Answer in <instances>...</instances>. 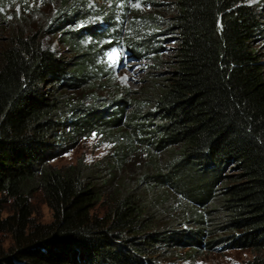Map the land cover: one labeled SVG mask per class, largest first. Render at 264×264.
Returning a JSON list of instances; mask_svg holds the SVG:
<instances>
[{"label": "trees", "instance_id": "1", "mask_svg": "<svg viewBox=\"0 0 264 264\" xmlns=\"http://www.w3.org/2000/svg\"><path fill=\"white\" fill-rule=\"evenodd\" d=\"M142 1L59 0L49 23L0 43V264H195L203 253L264 251V12L244 0H172L166 16L133 19L175 47L164 62L152 57L137 92L96 97L104 36L147 53L132 22L125 36L110 32L115 13ZM92 135L116 145L110 156L50 165ZM36 191L48 224L31 219ZM170 195L202 211L179 201L164 212Z\"/></svg>", "mask_w": 264, "mask_h": 264}, {"label": "rangeland", "instance_id": "2", "mask_svg": "<svg viewBox=\"0 0 264 264\" xmlns=\"http://www.w3.org/2000/svg\"><path fill=\"white\" fill-rule=\"evenodd\" d=\"M7 5L4 14L0 16V43L9 36L10 31L19 29L23 34H31L38 30L45 23L53 18L57 12L59 0H4ZM149 2H153L161 7L160 13H153ZM244 2L264 12V0H244ZM138 5V6H137ZM172 0H144L136 5H131L129 11L115 13L113 17L114 25L110 28V32L121 29V35L125 36V30L137 18H152L155 16L163 17L172 11ZM96 20V19H95ZM92 19L91 24L101 27V21ZM164 21L160 20L156 26H163ZM145 24L138 21L132 22L131 33L136 39H141L142 46H147V53L137 54L132 45L126 46L121 42L112 41L109 34L102 38L100 46L101 51L95 59V64L103 73L102 92L100 89L95 95L96 97L109 101V94L116 92H137L143 86L146 79V72L151 67L150 60L155 57L158 61L164 62L170 57L175 47L171 36L163 31L158 33L149 31L142 33L140 30ZM109 32V33H110ZM43 36L42 43L58 56L67 57L65 48L59 42V37L41 33ZM45 36V37H44ZM126 46V47H125ZM134 46H136L134 44ZM115 52L113 59H109V54ZM105 78V79H104ZM105 90V91H104ZM111 96V95H110ZM109 99V100H108ZM115 144L101 136L92 135L91 137L81 140L71 151L57 156L50 162V165L57 169H63L82 163L85 166H91L104 158L111 155L115 149ZM179 201L182 204L191 206L196 209V214H200L201 207L191 205L188 201L176 195H170L167 203L161 208L164 212L172 211L177 213ZM9 203L5 205L2 218L8 215ZM30 208L32 212L31 219L36 224H48L52 220V214L47 208L43 197L36 191L31 195ZM161 214V213H160ZM163 215L162 221H167L169 217ZM4 247L10 246V240L7 236H3ZM255 257L264 259V251L252 253L250 251H214L211 253H203L195 264H241L252 260Z\"/></svg>", "mask_w": 264, "mask_h": 264}, {"label": "snow or ice", "instance_id": "3", "mask_svg": "<svg viewBox=\"0 0 264 264\" xmlns=\"http://www.w3.org/2000/svg\"><path fill=\"white\" fill-rule=\"evenodd\" d=\"M138 6V5H137ZM116 55L115 52L109 54V59H113V56Z\"/></svg>", "mask_w": 264, "mask_h": 264}]
</instances>
